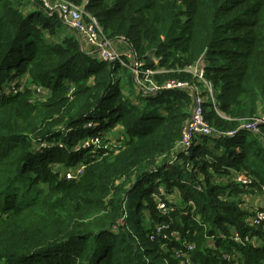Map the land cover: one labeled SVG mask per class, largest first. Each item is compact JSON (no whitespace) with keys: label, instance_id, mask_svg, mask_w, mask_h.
<instances>
[{"label":"trees","instance_id":"16d2710c","mask_svg":"<svg viewBox=\"0 0 264 264\" xmlns=\"http://www.w3.org/2000/svg\"><path fill=\"white\" fill-rule=\"evenodd\" d=\"M70 1L127 62L39 0H0V264H187L185 243L191 264H264L245 200L264 197V124H241L264 117V0ZM173 81L204 85L214 128L188 154L197 91Z\"/></svg>","mask_w":264,"mask_h":264},{"label":"built area","instance_id":"2783aa9c","mask_svg":"<svg viewBox=\"0 0 264 264\" xmlns=\"http://www.w3.org/2000/svg\"><path fill=\"white\" fill-rule=\"evenodd\" d=\"M43 3V5L46 7L47 10L50 12H58L61 20L70 28L75 30L79 36H84L90 45L96 47V50L99 51L100 57L106 62L109 63H115V64H126V57H124V54H121L117 52L115 49H113L112 41L106 40L102 38V28L98 22V20L90 15L86 9L85 4L87 1H85L84 4L78 5L70 0H39ZM134 72L135 74H139V61L136 60V56L134 58ZM202 65V63H201ZM199 66V65H198ZM197 66V67H198ZM193 69V68H192ZM202 69L200 73L198 71H194L196 76L201 77V81L204 82V84L207 85V89L210 94V99L213 102V106L215 111L218 114H221V110L219 106L217 105L215 98H214V91L212 86L209 84L208 81L204 79V67L202 66ZM149 73H152L149 71ZM208 82V83H205ZM16 83H12V88ZM171 87H190L197 91V94L195 96V102L194 107L192 109L191 118L189 123L187 124L185 130L183 131V138H182V146L185 150V153L188 154L192 145L194 144V141L200 136V135H210L214 131V128L207 122L204 115V99L202 95L198 93V89L195 87V85H191L189 82H180V81H173L169 84H167V88ZM38 90H42L41 87H38ZM263 123L264 124V117L258 118V119H252V120H243L242 121V127L244 129L250 130V131H258V124ZM230 134L236 133L235 131L229 132ZM99 138H89L85 141V146L91 147L92 145L96 146L98 144ZM85 168L84 165L82 167H79L77 171H70L66 173L67 179H77L78 174H80L83 169ZM242 174H237L236 180L238 182L245 184H249V179ZM264 191V187H263ZM264 204V202H263ZM160 209L166 212L167 210V203L164 201L159 202ZM251 226L254 229L262 230L264 231V206L261 209H257L254 216L251 218ZM169 225H163L162 227H159L157 229V232L152 235L151 239L156 238V234H160L162 230L168 229ZM233 239L235 241H241V235L238 232H235V235L233 236ZM249 241V240H248ZM193 250V244L185 243L183 244V247L176 248L175 249V256L178 258H182V260L187 263L191 264V257L189 255V251Z\"/></svg>","mask_w":264,"mask_h":264},{"label":"rangeland","instance_id":"374dc122","mask_svg":"<svg viewBox=\"0 0 264 264\" xmlns=\"http://www.w3.org/2000/svg\"><path fill=\"white\" fill-rule=\"evenodd\" d=\"M153 59V61L154 62H156L158 59H157V57H153L152 58ZM126 61H127V59H125ZM199 65V66H198ZM195 68H193L195 71H198L199 73H200V71L202 70V69H200V68H202V65H201V63H199ZM151 71V70H150ZM144 72V71H143ZM152 72V71H151ZM147 73H149V72H147ZM198 77V79L200 80L201 79V77H199V76H197ZM204 77V79L206 80L207 78L205 77V76H203ZM208 81H209V79H207ZM206 80V81H207ZM205 83H208V82H205ZM204 85H202L201 83H199V84H197V89H198V92H204L203 90H204ZM221 116H225V114H224V112L223 111H221V114H220ZM200 136H204V135H200ZM82 163H79L78 164V167H82ZM66 173H68V171L66 172ZM239 174H241V173H239ZM241 177H243V176H241ZM256 191H254V193H255ZM254 193H247V194H245L246 196H245V199H246V202L248 203V201H249V199L250 198H252V197H248V196H251V195H254ZM253 197H257V196H253ZM249 204V203H248ZM260 205V206H259ZM264 206V204H258V208H254V211L256 212V210L258 209H261L262 207Z\"/></svg>","mask_w":264,"mask_h":264},{"label":"crops","instance_id":"0c3cea01","mask_svg":"<svg viewBox=\"0 0 264 264\" xmlns=\"http://www.w3.org/2000/svg\"><path fill=\"white\" fill-rule=\"evenodd\" d=\"M257 196V197H253V196ZM254 195L248 196V197H252L249 199L248 203L251 206V208H258V204L264 202V197L262 195H260L259 193H254ZM246 200V199H245ZM247 203V204H248ZM260 206V205H259Z\"/></svg>","mask_w":264,"mask_h":264}]
</instances>
